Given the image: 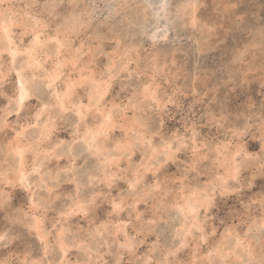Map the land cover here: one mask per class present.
Returning <instances> with one entry per match:
<instances>
[{"label": "clouds", "instance_id": "1", "mask_svg": "<svg viewBox=\"0 0 264 264\" xmlns=\"http://www.w3.org/2000/svg\"><path fill=\"white\" fill-rule=\"evenodd\" d=\"M0 264H264V0H0Z\"/></svg>", "mask_w": 264, "mask_h": 264}]
</instances>
